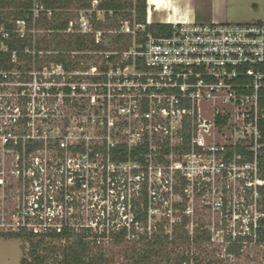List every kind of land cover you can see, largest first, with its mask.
I'll return each instance as SVG.
<instances>
[{"label": "built area", "instance_id": "2783aa9c", "mask_svg": "<svg viewBox=\"0 0 264 264\" xmlns=\"http://www.w3.org/2000/svg\"><path fill=\"white\" fill-rule=\"evenodd\" d=\"M100 4L93 0L91 9L71 11L74 19L65 33L92 36L102 46L106 37L119 34L131 36L132 44L84 53L93 61L75 69L41 65L34 58L33 68L23 63L18 65L21 70L0 72V87L14 74L28 76L21 88L23 105L0 109L3 148L15 152L33 175L46 172L44 157L55 153V170L67 175L74 192L96 197L101 184V189L110 190L119 175L140 177L155 169L161 178L179 149L189 158L222 159L218 172H248L262 186L264 20L175 25L168 36H155L146 33L148 24H138L136 15L109 28L117 12L101 11ZM41 12L52 19L53 12L43 7L36 9L35 18ZM44 56L41 53L39 60ZM13 62L17 63L15 54ZM229 148L234 153L227 160ZM238 148L246 156L238 154ZM186 168L181 163L171 167L177 173ZM123 206L128 207L129 221L117 231L96 234L125 229L127 239L134 237L141 228L135 221L139 203L126 201ZM63 226L70 227L49 226L45 231Z\"/></svg>", "mask_w": 264, "mask_h": 264}, {"label": "rangeland", "instance_id": "374dc122", "mask_svg": "<svg viewBox=\"0 0 264 264\" xmlns=\"http://www.w3.org/2000/svg\"><path fill=\"white\" fill-rule=\"evenodd\" d=\"M229 4L231 17H238V21L227 18L223 22L264 20V0H229ZM133 12V9L128 10L123 15ZM122 19L115 17L107 26L118 27ZM17 27L24 34L36 35L35 40L49 35L42 26H39L40 30L34 29V26V30L30 31L25 25ZM118 37L119 34L106 37L104 46L116 48L113 40ZM130 41L133 38H124L119 48H126ZM10 79V83L0 87V109L16 105L21 107L24 103L21 88L28 80L27 74H14ZM185 151H175L168 161L171 166L163 170L167 172L161 178L156 175L155 169L140 177L134 174L119 175L112 179L110 190L101 189V184L96 197L74 192L67 175L55 170V153H48L44 157L47 171H34L33 175L26 163H19L15 152L0 144V233H17L24 226L45 231L46 227L62 225H69L77 233L91 230L90 235L101 230L117 231L129 221L126 220L130 216L129 210L128 207L125 210L124 203L128 201L129 204L134 200L139 203L142 212L148 211V223L141 224V234L172 231L187 215L191 235H195L198 228L200 235L206 234L211 238L210 242L200 247L203 251L201 257L209 255L218 264H264V246L257 242L252 228L264 209V197L257 193V187L259 190L264 185L260 186L261 183L248 172H218L219 163L224 162L222 159L212 160L205 156L189 158L184 155ZM174 163L185 164L187 168L177 173L171 169ZM184 174L188 176L187 179ZM73 197L75 201L71 202ZM100 244L98 246L106 255L107 264H129L127 257L135 247L134 243L125 241L116 244L112 240H102ZM231 244L235 248H230ZM52 245L60 247L65 242ZM236 247L242 248L238 251ZM229 249L237 251L228 255L226 252ZM30 251V244L25 241L0 239V264H21L23 257L30 260ZM49 264H53L52 259Z\"/></svg>", "mask_w": 264, "mask_h": 264}, {"label": "trees", "instance_id": "16d2710c", "mask_svg": "<svg viewBox=\"0 0 264 264\" xmlns=\"http://www.w3.org/2000/svg\"><path fill=\"white\" fill-rule=\"evenodd\" d=\"M93 0H0V72L10 73L15 69H22L19 64L36 63L41 65L47 63L61 64L67 69L78 68L81 63L88 64L93 59L85 55L89 52H102L106 48L96 44L92 36L78 34H66L69 23L74 19L71 12L76 9L89 10ZM44 8L52 11L50 20L41 12L35 18L36 9ZM135 10L138 24H147V0H101L99 10L117 12L116 17H123V20H132L130 13L120 14L119 12ZM24 22L27 29L40 30L42 26L49 35L45 38L35 40L36 35L25 34L23 37L18 31L17 23ZM35 28L33 29V27ZM103 25H99L102 29ZM115 28V27H114ZM172 26L168 25H147V32L155 36H168ZM125 36H119L113 40L114 45H120ZM132 39L131 36H129ZM132 44L130 41L127 48ZM29 52V53H28ZM45 53L44 60H39L40 54ZM73 53H83L73 57ZM14 54L17 63L13 62ZM35 54V55H34ZM264 132V129H262ZM227 160L232 158L233 149H228ZM238 154L246 156L243 149H237ZM252 155L247 156L248 162L252 161ZM118 160V159H116ZM124 161V159H120ZM264 166V160L261 161ZM264 185V172L261 176ZM264 197V186L259 188ZM147 203V202H146ZM187 209L184 211L186 212ZM264 214V209L262 211ZM135 221L140 225L148 223V211L139 209L135 215ZM189 219L187 215L180 221L179 226L172 231H161V233L145 234L135 232L132 239H127L125 229L118 232H111L109 235L103 233L89 234L91 230H83L77 233L68 226L61 229H52L42 233H35L26 228L20 229L17 233H0V239L22 240L30 244V260L23 257L21 264H107L106 255L98 244L102 240H112L116 244L123 242L134 243L135 247L129 251V264H218L209 255H203L200 247L210 242L208 235H200L196 229L195 235L188 231ZM252 226L257 242L264 246V218H260L256 225ZM242 239L239 240V242ZM65 242L64 246L52 245L53 243ZM137 244V245H136ZM138 244L140 247H137ZM101 245V244H100ZM234 244H231L230 248ZM195 250H192V249ZM239 251L242 247H236ZM95 250H98L95 252ZM199 250V251H198ZM234 249L227 250V254H234Z\"/></svg>", "mask_w": 264, "mask_h": 264}, {"label": "crops", "instance_id": "0c3cea01", "mask_svg": "<svg viewBox=\"0 0 264 264\" xmlns=\"http://www.w3.org/2000/svg\"><path fill=\"white\" fill-rule=\"evenodd\" d=\"M229 6V0H147V24L173 27L183 24H225L222 20L227 18L238 21V17H231ZM224 9L227 11L224 12ZM256 21L260 20L251 22Z\"/></svg>", "mask_w": 264, "mask_h": 264}]
</instances>
